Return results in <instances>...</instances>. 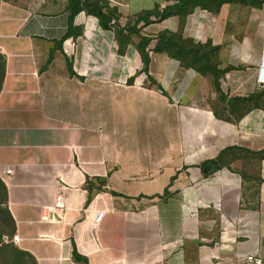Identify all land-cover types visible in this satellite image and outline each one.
<instances>
[{
    "label": "crops",
    "instance_id": "crops-1",
    "mask_svg": "<svg viewBox=\"0 0 264 264\" xmlns=\"http://www.w3.org/2000/svg\"><path fill=\"white\" fill-rule=\"evenodd\" d=\"M182 1L0 0V177L36 264L264 259V0ZM164 34L213 46L214 68ZM134 121L157 145L117 142ZM59 175L66 214L46 221Z\"/></svg>",
    "mask_w": 264,
    "mask_h": 264
},
{
    "label": "rangeland",
    "instance_id": "rangeland-1",
    "mask_svg": "<svg viewBox=\"0 0 264 264\" xmlns=\"http://www.w3.org/2000/svg\"><path fill=\"white\" fill-rule=\"evenodd\" d=\"M196 2L206 3V0H186V7L183 9L187 10V8L191 7ZM165 43L166 48L172 53H175L185 65L192 64V66L200 69L201 72H204V70H207L208 68H214L215 66L214 58L216 49L213 46L187 42L185 39H180L178 35L172 34L167 36V41ZM215 73L218 74L217 71ZM4 75L5 57L0 50V91ZM137 122L138 121H134V127L130 125L128 127L129 129H134L135 134L133 136L128 135L118 137L117 142L123 145H126L127 143L134 144V147L136 144L144 142L145 144L157 145L156 136L145 137L138 132L136 128L140 127L136 126ZM203 124L204 121H199L197 125L201 128ZM117 154L124 162H126V155H128L131 159V163L135 166L134 169L137 171H142V169L145 170V168L142 167V164H147L148 159L151 161V164L154 162L157 163L158 159L157 151H151L147 154L144 153L147 158H143L140 151L119 152ZM147 155H149V157ZM151 170L153 169L151 168ZM13 233L14 221L9 212L7 186L0 177V264H36L35 259L29 253L19 248L16 244L8 241V238L13 236Z\"/></svg>",
    "mask_w": 264,
    "mask_h": 264
},
{
    "label": "built area",
    "instance_id": "built-area-1",
    "mask_svg": "<svg viewBox=\"0 0 264 264\" xmlns=\"http://www.w3.org/2000/svg\"><path fill=\"white\" fill-rule=\"evenodd\" d=\"M69 48H73L75 46L74 42L67 43L66 45ZM67 48V47H66ZM66 52H68V48L65 49ZM260 81H264V73L260 74ZM12 168H8L6 170V175L1 176V179L4 181V183L7 181V174L12 173ZM55 188V193H54V202L52 204L44 205L42 206V209L44 211V214L42 218L46 221H53V222H62L64 220L67 206H66V195L67 191L72 188L71 185L66 183L64 181V178L62 175H59L53 184ZM104 212H100L96 215L95 217V222L99 223ZM193 215H197V212H193ZM230 225H233L231 222ZM9 242H12L16 245L19 244L20 237L16 234L8 238ZM237 264H264V259L257 253H245V254H240L238 257V262Z\"/></svg>",
    "mask_w": 264,
    "mask_h": 264
},
{
    "label": "trees",
    "instance_id": "trees-1",
    "mask_svg": "<svg viewBox=\"0 0 264 264\" xmlns=\"http://www.w3.org/2000/svg\"><path fill=\"white\" fill-rule=\"evenodd\" d=\"M184 7H186V0H183L179 5H177L176 6V9H179V10H181V12L183 13H186V11H188V8H187V10H184L183 8ZM158 16H161V17H164V16H166V15H168V13L169 12H167V11H164L163 13H159V11L158 12H155ZM167 36H168V34H164L163 35V41L164 42H166L167 41ZM179 38L180 39H184V38H182V37H180L179 36ZM185 40H187V39H185ZM187 42H191V41H189V40H187ZM166 44V43H165ZM166 47V46H165ZM170 52V54L172 55V56H174V57H176V58H178L179 60H180V58L175 54V53H172L171 51H169ZM190 52H192V51H190ZM182 62V61H181ZM185 65V64H184ZM186 66H192V64H188V65H186ZM195 67V66H194Z\"/></svg>",
    "mask_w": 264,
    "mask_h": 264
}]
</instances>
